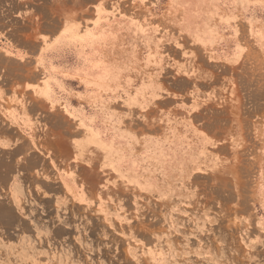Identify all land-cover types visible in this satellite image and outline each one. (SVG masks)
<instances>
[{
  "label": "rangeland",
  "instance_id": "obj_1",
  "mask_svg": "<svg viewBox=\"0 0 264 264\" xmlns=\"http://www.w3.org/2000/svg\"><path fill=\"white\" fill-rule=\"evenodd\" d=\"M0 51L67 99L30 159L49 208L18 212L0 144V264H264V0H0ZM46 150L98 205L34 192Z\"/></svg>",
  "mask_w": 264,
  "mask_h": 264
},
{
  "label": "crops",
  "instance_id": "obj_2",
  "mask_svg": "<svg viewBox=\"0 0 264 264\" xmlns=\"http://www.w3.org/2000/svg\"><path fill=\"white\" fill-rule=\"evenodd\" d=\"M10 48L9 50L13 54L20 52L12 47ZM23 51L27 52L28 50ZM7 57L0 51V58ZM27 60V57L21 59L20 65H2L0 63V144L1 149L6 152L4 154L6 160L14 158L23 161V167H20L17 163H15L13 169L12 166H8V188L13 202L19 206L18 212L33 214L38 210L40 211L41 208H49V203L39 206L27 203V199L29 200L27 195L29 187L27 184L33 178L31 177L33 164L30 159L33 157V153H36V150H40L35 145L39 139L36 135L45 133L46 127H50L49 119L51 117L56 115L66 117L63 104L66 107L67 99L59 97L55 93L45 92L50 84L49 78L34 77V71L32 72V70L36 67L35 65H26ZM180 65H204V63L187 62L183 59ZM42 87L44 92L41 91ZM196 102H192V107H198L195 105ZM69 112L72 114L71 110ZM54 133L56 147L65 150V146L71 147L73 144L77 149L75 155L79 157H81V154L78 151L90 145L85 141L82 133L73 140L71 134L67 135L69 133H65L63 130H55ZM22 144L35 148L23 151ZM46 151L47 155H43L50 157V166L43 159L39 165H36L39 173H41V178L39 181L35 180L36 186L32 188L34 192H36V187L39 184L44 190L40 198L46 201L52 200V206L55 210L58 208L63 210V208L72 205L96 204L98 202L97 196L92 193L88 185L87 175L73 173V171L62 165L64 161H60L61 155L53 154L50 156L48 150ZM63 156L65 158V153H63ZM37 193H40L39 189Z\"/></svg>",
  "mask_w": 264,
  "mask_h": 264
}]
</instances>
